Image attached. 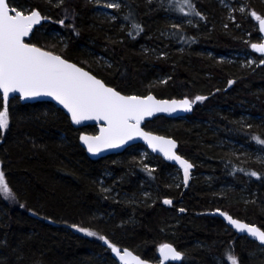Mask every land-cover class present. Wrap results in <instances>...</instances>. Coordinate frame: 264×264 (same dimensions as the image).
<instances>
[{
    "label": "trees",
    "instance_id": "16d2710c",
    "mask_svg": "<svg viewBox=\"0 0 264 264\" xmlns=\"http://www.w3.org/2000/svg\"><path fill=\"white\" fill-rule=\"evenodd\" d=\"M229 1L233 20L215 0H190L183 11L169 0L176 16L171 23L163 18L162 4L147 0L106 6L115 14L112 20L97 13L95 0L8 1L52 18L26 41L74 61L122 93L144 95L149 88L162 98L205 97L189 115L156 116L144 125L162 122L157 132L174 137L177 151L192 159L195 171L206 173L184 190L174 186L166 175L175 169L172 164L158 155L154 169L137 162L141 144L92 159L78 137L95 131L94 125L75 127L51 102L22 103L13 96L7 101L8 127L0 131L1 168L14 195L0 197V264H118L100 236L147 259H156L159 245L169 242L182 252L178 264H229V255L237 264H264V246L205 214L222 209L264 230V161L246 172L217 159L210 144L249 140L264 147L258 142L264 140V64L250 48L260 39L252 13L264 16V0H242L244 12ZM61 18L64 24L57 22ZM47 30H59L65 45L53 40L58 49L47 46ZM153 48L160 52L154 55ZM237 53L235 59L218 55ZM244 53L256 63L241 65ZM156 73L166 79L148 84ZM4 106L0 95V110ZM139 177L149 182L154 201L142 196ZM240 185L247 202L231 198ZM164 198L172 199L171 206ZM93 223L97 236L68 227Z\"/></svg>",
    "mask_w": 264,
    "mask_h": 264
},
{
    "label": "snow or ice",
    "instance_id": "6c2138e0",
    "mask_svg": "<svg viewBox=\"0 0 264 264\" xmlns=\"http://www.w3.org/2000/svg\"><path fill=\"white\" fill-rule=\"evenodd\" d=\"M179 2L191 7L190 0H179ZM107 6L119 7L116 3ZM180 10L183 11L182 8ZM252 15L259 21L260 31L264 32V19L255 13ZM40 20L38 11L26 15L15 8H10L7 0H0V93L5 105L3 110H0V131L8 127L7 101L11 93L18 92L22 99L51 97L71 114L72 122L75 124L84 120L105 122L107 127L101 128L100 135L80 137L90 153H97L102 148L119 147L139 136L144 138L153 150L159 148L167 159L177 161L184 170L185 184H187L192 165L172 151L176 147L175 142L143 132L140 122L145 116H151L154 112H174L177 108L189 111L192 103L202 101L205 97L197 96L195 101L191 102L187 99L168 102L157 101L151 95L145 98L121 95L75 64L25 43L24 38ZM252 47L256 51L264 52V44H253ZM258 142L264 143V140L258 139ZM0 195L6 199L14 198L3 172H0ZM164 203L169 204L171 201L165 200ZM221 215H224L238 231H247L264 242V231L241 223L224 213ZM78 230L88 236L97 235L88 229L78 228ZM99 239L104 240L124 264H130V261L134 264H143L127 250L121 254L105 237L100 236ZM158 251L162 257L161 264L169 259H181L182 254L169 244L161 245ZM229 260L230 264H237L235 257L231 255Z\"/></svg>",
    "mask_w": 264,
    "mask_h": 264
},
{
    "label": "rangeland",
    "instance_id": "374dc122",
    "mask_svg": "<svg viewBox=\"0 0 264 264\" xmlns=\"http://www.w3.org/2000/svg\"><path fill=\"white\" fill-rule=\"evenodd\" d=\"M147 1H153L155 3L162 4L161 5L162 6V12H163L162 15L164 16L163 18L167 20L166 23L175 22L176 16L170 11L169 0H147ZM173 1L176 2L177 8H179V9H181V8L182 9H187V7H188L187 5H184V4L180 3L179 0H173ZM215 1L218 4H220V5H222V6H224L226 8L227 17L230 18L231 20H233L234 19V15H233L234 7L230 3V1L229 0H215ZM234 1L236 2V7H235L236 10L238 12H244L245 11V5L242 2V0H234ZM95 2H96V4H98V5H96L97 6V8H96L97 13H99L101 15H103V14L106 15L108 13V17L110 18V20L114 19V17H115L114 15L115 14L112 13V12H109V10H106L105 7L108 4H110V3H116V4L120 5L119 0H95ZM10 6L15 8L17 11L22 12V13H28V12H30L32 10V8H30L28 6H19V5H10ZM109 8H112V7H109ZM117 8H119V7H114L112 9H117ZM42 14H43V16H44L46 21L52 20V18H50L48 15H44L45 13H42ZM61 21H63V23H61ZM180 21L183 24H186V25L189 24V20L187 18H181ZM57 22H59L60 24H64V18L58 19ZM44 36L46 37L45 41H48V42H45V43H47V46L49 44L53 48L52 50L58 49L56 45H51L52 42H54L55 40L59 41L62 45H65V39L60 34L59 30H50V31L47 30V32H45ZM260 40H261V37H260V39L258 41H255V42H259ZM30 43H32V42H30ZM47 49H49V48H47ZM49 51H50V49H49ZM151 52L155 55L156 53H159L160 50H157V48H155V49L153 48V49H151ZM218 55H219V59H227V58H229V59H233L234 58L235 59L237 57L236 55H240V54H238V53L234 54V55H232V57L229 54H218ZM242 55H241L242 57H246V61L243 62L241 60V65L245 64L247 66H250L252 63H254V64L256 63V59H255V57L253 55L248 54V53H244ZM95 58L100 59L99 56H96L93 59H95ZM165 79H166V77L161 76L159 73H156L155 75L150 77V80L148 81V84H155V83H157V81L162 82ZM148 93H152V91L149 88H148V90L146 91L145 94H148ZM0 95H1V93H0ZM246 115H250V114H246ZM240 122L244 123V121H240ZM161 123H160V121H156V122H152L150 124H146L144 126H145V128L147 130H149L151 132L158 133V134H161V135L171 136L169 134H164V133L157 132L158 129H160V124ZM87 126H89V125L81 126L80 128L87 127ZM161 126H162V124H161ZM4 130H2V131H4ZM82 132L95 133V131H92V130L90 132H87V131H82ZM210 144H211V148L213 150V155L217 159H219V158H223L224 159L225 158V159L233 162L234 165L237 168L244 169V170H246V172L254 171L253 169L256 168L258 165H260V163L262 161H264V147L261 144L260 145L259 144H255V143L251 144L249 140H236V141H233V140L227 139V141H223V142L222 141L218 142L216 140V141H212ZM182 156L184 158H186L188 161H190L193 165H195L192 162V159H190V158H188L187 156H184V155H182ZM135 158H137V162L141 166H143L145 168H148V169H154L155 168V166L152 165L153 162H155L154 161L155 160L154 154L150 153L146 148H139L138 149V155ZM172 166L175 169H173V168L170 169L168 174H166L167 177H169L171 182L173 184H175L174 186L181 185V186L184 187V177H183V173H182L181 169L176 167L173 164H172ZM0 172H2L1 162H0ZM205 173L206 172H204V171H200L199 172V171H195L193 169L191 171L190 181H191V179L193 177L200 176V175H203ZM231 173H233V172H230V174ZM106 175H109V173L107 172ZM207 177H208V175H207ZM138 179H140L139 180L140 187H143L141 189L142 196L147 198L150 202L154 201L155 200V195H154L153 189L150 187L149 182L147 180L145 181V180L141 179L140 177ZM145 183H147V184H145ZM109 190H111V189H109ZM248 196H249V194L245 190L244 185H240V187L238 188L237 195L234 196L235 198L234 197H231V198L235 199L236 201H245V202H247L249 200ZM0 197H1V195H0ZM28 213L31 214V215H33V214L36 215L34 212H32L30 210H28ZM83 225H84L83 227H79V226H76L74 224H70L68 227H70V229L73 230V231H79L78 228H84V229H88L90 231H93L95 233L97 232V230L99 228V226L96 223L95 224L93 223L92 225H87V224H83ZM79 232H82V231H79ZM83 233H85V232H83ZM156 260L157 259H154V261H156ZM229 264H230V261H229Z\"/></svg>",
    "mask_w": 264,
    "mask_h": 264
},
{
    "label": "water",
    "instance_id": "95a60500",
    "mask_svg": "<svg viewBox=\"0 0 264 264\" xmlns=\"http://www.w3.org/2000/svg\"><path fill=\"white\" fill-rule=\"evenodd\" d=\"M8 2V0H7ZM12 8V7H10ZM32 11H38V9L34 8L32 9L30 12L28 13H23V14H30ZM39 12V11H38ZM40 14V17H41V20L38 24L34 25L31 32L29 33V35L27 37L24 38V42L25 43H28L30 45H33L35 47H38L40 48L41 50H44V51H48V52H51L49 50H46L42 47H39L38 45H35V44H32L30 42H27L26 40L29 39V37L32 35L33 31L40 26V24L43 22V17L41 15V13L39 12ZM262 19H264V16L261 17ZM257 26H258V29H259V32H260V36H261V40L259 42H254L250 45V48H251V51L256 53L257 55H260L262 56V59L260 60L259 64L262 65L264 64V52H260V51H256L255 49H253L252 45L253 44H256V45H261V44H264V32H261L260 31V26H259V21L257 20ZM52 54L54 55H58L60 56L62 59L66 60L67 62L69 63H72V64H75L77 67L81 68L82 70L84 71H87L89 74L93 75L94 77H96L97 79H99L106 87H110L112 89H114L115 91L119 92L121 95H124V96H138V97H141V98H145L149 95L153 96L155 100L157 101H168V102H171L173 100H176V101H181V100H184V99H187L189 100L190 102L191 101H194V99H191L189 97H173V98H162V97H157L155 94L153 93H148V94H145V95H135V94H126V93H122L120 91H118L117 89L113 88L112 86L110 85H107L102 79H100L99 77H97L96 75H94L92 72H90L89 70H87L86 68L78 65L77 63H75L74 61H71V60H68L66 58H64L63 56L59 55V54H56L54 52H51ZM1 96H2V93H1ZM13 96H18L19 100L22 102V103H25V102H36V101H48V102H51L53 103L56 107L60 108L66 115L67 117L69 118L71 124L75 127H81V126H86V125H94L96 127V132L95 133H85V132H81L79 134V137H78V143L79 145L85 150L86 154L88 157L92 158V159H96V158H99V157H103V156H106L108 154H113V153H119L121 151H123L125 148L131 146V145H134V144H141L143 145L150 153L154 154V155H158L159 157H161L164 161L170 163V164H173L175 165L176 167L180 168L182 173H183V177H184V170L183 168L180 166V164L175 161V160H169L166 158V156L164 155V153L162 151L159 150V148H157L156 150H153L152 147L149 146V144L147 143V141L142 138V137H139V136H136L134 137L132 140H128L126 143L120 145L119 147H115V148H102L101 151L97 152V153H90L87 149V145L84 144L80 137L82 135H85V136H98L100 135V130L102 127H107V125L105 124L104 121H97V120H84L82 121L81 123L79 124H75L72 122V119H71V114L68 113V111L62 106L60 105L57 101H55L54 99H52L51 97H46V96H40V97H33V98H21L20 94L18 92H15V93H11L9 95V99ZM3 98V96H2ZM8 99V100H9ZM193 104L192 103V106H191V110L189 111H185L181 108H177L176 111L174 112H154L153 115L151 116H145L143 118V120L140 122V128L143 132H146V133H149L150 135L152 136H157V137H163L165 139H170L172 141L175 142V145L176 147L172 150L176 155L180 156L181 159L187 161L188 163H190L192 165L191 169L189 170V179L187 181V184H185V179H184V187H183V190L188 186L189 184V181H190V175H191V171L194 169V165L188 161L186 158H184L178 151H177V147H178V142L176 139H174L173 137L171 136H166V135H161V134H158V133H154V132H151L149 130H147L145 127H144V123L146 121H149L151 119H153L154 117L156 116H161V115H164V116H167V117H174V116H184V115H187V114H190L192 111H193ZM165 200H169L171 201V203L169 204H165L164 201ZM163 204L167 205V206H171L172 204V199L171 198H164L163 199ZM221 213H224L226 214L227 216H230L232 217L233 219L241 222V223H244V224H247L249 226H255L256 228L260 229L261 231H264L262 228H260L258 225L256 224H253V223H249V222H246L245 220H242L240 218H237V217H234L233 215L229 214L228 212L222 210V209H218V208H215V209H212L210 211H206L205 214H208V215H213V216H217L219 217L230 229H232L235 233H237L238 235H244L246 236L247 238H249L250 240H253L255 241L257 244L261 245V246H264V242H261L259 239H257L256 237H253L252 235H250L247 231H238L233 225H231L229 223V221L227 219H225V216L224 215H221ZM163 244H169L171 245L177 252L181 253L182 252L180 250H178L177 248H175L171 243L169 242H164L162 243L161 245ZM160 245V246H161ZM159 246V247H160ZM121 254H123V251L124 250H127L129 252L132 253L133 256L137 257L140 261L143 262V264H161V259L162 257L160 256V253L159 251L157 250V259L158 261H151V260H147V259H144V258H141L138 254L134 253L131 249L129 248H120V247H117L115 246ZM158 247V249H159ZM110 255L113 257V259H115V261L118 263V264H124V261H122L120 259V257L114 253L112 251V249H110ZM181 259H182V255H181ZM181 259L179 260H171L169 259L168 261H165L164 264L168 263V262H172V263H179L181 261ZM130 264H134V262L130 261Z\"/></svg>",
    "mask_w": 264,
    "mask_h": 264
},
{
    "label": "flooded vegetation",
    "instance_id": "af4514ba",
    "mask_svg": "<svg viewBox=\"0 0 264 264\" xmlns=\"http://www.w3.org/2000/svg\"><path fill=\"white\" fill-rule=\"evenodd\" d=\"M230 214V213H229ZM235 217V216H234ZM238 218V217H237ZM247 222V221H246ZM253 224H255V223H253ZM261 228V227H260ZM158 250V249H157ZM141 258H144V259H147V258H145V257H142L141 255H139ZM156 259H157V254H156ZM147 260H151V261H154V259H147ZM170 263H172V262H168V263H166V264H170ZM176 264H178V263H176Z\"/></svg>",
    "mask_w": 264,
    "mask_h": 264
},
{
    "label": "bare ground",
    "instance_id": "6f19581e",
    "mask_svg": "<svg viewBox=\"0 0 264 264\" xmlns=\"http://www.w3.org/2000/svg\"><path fill=\"white\" fill-rule=\"evenodd\" d=\"M128 94H129V93H128ZM191 113H192V112H191ZM191 113H190V114H191ZM187 115H189V114H187ZM161 116H162V115H161ZM163 116H164V115H163ZM184 116H186V115H184ZM166 117H167V116H166ZM174 117H178V116H174ZM180 117H181V116H180Z\"/></svg>",
    "mask_w": 264,
    "mask_h": 264
}]
</instances>
